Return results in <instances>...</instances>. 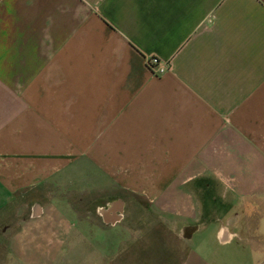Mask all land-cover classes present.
<instances>
[{
    "label": "crops",
    "instance_id": "crops-1",
    "mask_svg": "<svg viewBox=\"0 0 264 264\" xmlns=\"http://www.w3.org/2000/svg\"><path fill=\"white\" fill-rule=\"evenodd\" d=\"M0 264H264V0H0Z\"/></svg>",
    "mask_w": 264,
    "mask_h": 264
},
{
    "label": "built area",
    "instance_id": "built-area-1",
    "mask_svg": "<svg viewBox=\"0 0 264 264\" xmlns=\"http://www.w3.org/2000/svg\"><path fill=\"white\" fill-rule=\"evenodd\" d=\"M147 66L155 76H162L169 70V64L158 58L147 60Z\"/></svg>",
    "mask_w": 264,
    "mask_h": 264
},
{
    "label": "rangeland",
    "instance_id": "rangeland-1",
    "mask_svg": "<svg viewBox=\"0 0 264 264\" xmlns=\"http://www.w3.org/2000/svg\"><path fill=\"white\" fill-rule=\"evenodd\" d=\"M153 249H154V247H153ZM151 252H152V250H151ZM152 253H153V252H152ZM142 254H143V253H140L139 256L136 255V256L134 257V259L136 260V259L139 258Z\"/></svg>",
    "mask_w": 264,
    "mask_h": 264
}]
</instances>
